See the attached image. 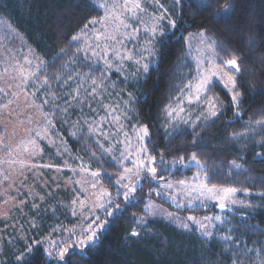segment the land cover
<instances>
[{"label": "trees", "instance_id": "16d2710c", "mask_svg": "<svg viewBox=\"0 0 264 264\" xmlns=\"http://www.w3.org/2000/svg\"><path fill=\"white\" fill-rule=\"evenodd\" d=\"M173 1L170 0L173 7L169 8L176 27L168 25L165 35L157 39L156 65L151 66L137 84H127L115 73L111 74L119 88L126 90L123 94L131 96L136 125L148 127L145 146L155 157L156 179L143 178L127 200L117 195L114 182L121 167L101 151L86 130L72 135L76 131L72 128V118L78 115L80 108L76 107L68 118L60 111L65 109L61 104L54 124L59 136L65 140L69 153L67 161L70 164L80 162L100 172V184L114 197L109 205L112 215L104 216L106 224L97 240L83 250H70L65 261L49 259L41 245L32 247L31 253L23 245L19 252L8 247L4 249L0 253V264L264 262V163L261 162L264 161V124L258 123L264 121V0H211L212 8L204 10L191 0ZM168 4L164 2L165 6ZM228 5L234 6L230 20L227 24L218 23L210 13L220 12ZM0 14L46 61L39 80L47 77L50 88L59 80L66 82L67 77H76L79 72L86 73L90 69L95 76L101 75L100 67L94 69L84 65V55L77 51L78 46L71 39L90 19L102 15L101 10L91 6V0H0ZM202 29L215 42L219 63L233 55L240 58L241 71L235 74L239 103L234 105L230 93L214 83L212 90L221 104L216 116L171 123L166 119V108L192 78L194 70L184 36ZM67 69L71 70L70 74ZM77 87L73 84L71 89ZM71 89L57 88L56 93L60 90L67 93ZM257 153L262 155L257 156ZM193 154L199 165H185L192 160ZM233 161L241 167L236 168ZM195 175L205 178L204 182L210 187H234L248 194L247 209L225 210L229 218L226 231L230 237L227 239L215 236L206 239L194 228L182 230L163 220L147 217L144 208L149 199L181 214L218 211L215 206L180 209L153 191L160 180L188 182ZM59 209L55 207L58 213L51 214L41 223L44 224L41 234L60 222L61 218L56 217V214L60 215ZM141 217L145 218L144 223L138 222ZM133 232L138 235H132ZM21 253H24V259L17 261L16 257Z\"/></svg>", "mask_w": 264, "mask_h": 264}, {"label": "rangeland", "instance_id": "374dc122", "mask_svg": "<svg viewBox=\"0 0 264 264\" xmlns=\"http://www.w3.org/2000/svg\"><path fill=\"white\" fill-rule=\"evenodd\" d=\"M176 1L178 2V0H174L173 2ZM191 1L197 6L201 3H206V0ZM164 2L169 4L165 6ZM160 4L163 5L164 9L168 10L166 13L167 18L161 22V28L165 33L169 25L168 20H173L169 8V6L173 7V5L170 0H160ZM146 7L149 12H155L157 14L163 11V9L159 8L154 3H146ZM91 27L92 26L89 25V28ZM80 33L81 31L77 34ZM199 33L200 31H193L184 36L186 52L194 65L193 76L186 84H188L189 81L195 82L197 71L196 61L201 58V53L198 49H203L204 47L200 44ZM88 35L91 36L90 31ZM159 37L160 36L157 35L151 44H147L146 41L150 39V36L142 30L136 40L125 41L127 49L133 53V60L125 61L120 65V71H117L114 66L107 71L106 75L101 76L99 74L95 76L94 73L90 72L91 69L88 68L90 69L87 70L88 72H79L80 74L76 77L74 75L71 78L67 77L68 79L66 82L59 80L50 88V84L44 82L47 77H43L39 80V75L44 70L46 61L36 53L27 39L0 14V87L4 88L5 92L8 93L7 95L0 93V105H8L6 108L0 107V141H2L0 142V253L4 249H7V247L9 250H16V252H19V247L23 245L26 246V249L28 245L32 247L41 245L44 249L45 247H49L52 241H55L58 246H62L65 243H73L81 236L82 231L87 229L88 224L99 217L97 223H103V227L97 230V237L88 243L90 244L97 240L99 232L104 228L106 224L104 216L109 212L112 213V209L109 207L111 203H108L109 200L112 202L114 199L111 195L105 197L102 201L105 205L104 208L93 207V203L96 200L93 193H99L107 189L100 184L99 177L97 187H91V183L95 182L91 176V172L97 170L91 169L80 162L70 164L67 161L66 157H69L68 149L67 152L64 151L67 146L65 140L62 139L55 130V124L54 128H52L50 133L43 139L36 138L40 149L37 155L30 156L27 152L22 150V142L26 143L30 135L26 129L39 130L40 127L45 125V120L41 115L42 112L48 113L49 119H52L54 123V117H56L57 111H54L52 103L53 97H55V103L59 106L61 104L66 106V102L68 103L66 111L60 110L61 113H65V117L71 118V113L75 111L76 107L80 108V111L77 113L78 115L72 118V128L76 130L79 128V131L83 129L88 132L86 121H99L100 117H107V112L103 107L104 105H108L110 108L119 106L115 114L120 116L119 123L123 125L122 132L116 133L118 125L113 124L111 122V117H108L107 122L103 125V131L105 133H112L113 135L105 139V137L99 133H91L101 151L111 159L112 156H115L117 158L115 162L121 167L114 182L116 194L124 198V193L128 191V188L122 185L134 184L137 189L142 183L143 178H151L150 174L142 172L139 178L132 176L130 179H124L121 183H117L120 176L124 174V167L132 168L133 165L131 161L135 159V156H133L129 160L120 163V153L124 151L125 145L124 143H117V141H124L125 137L123 132H126L128 134V139H130L133 144L130 151L135 153L136 148L140 146L137 143L135 132L142 126L136 125L133 120L134 110L131 96L129 94H123L126 90L119 88L117 82L113 81L115 78L113 79L111 74L115 73L117 78L123 80L127 84H137L140 77L144 76L146 73L143 72L142 65H137L134 61L143 57L142 63H148L149 68L156 65L157 39ZM207 40L209 42L212 41L209 37H207ZM74 43L78 48H83V39L81 41H74ZM89 43L92 44L93 47L95 46L93 41H89ZM145 48H151L153 52L150 54L144 51ZM80 52L84 55V65H91L94 69L95 67H100L103 70L104 65L102 60L93 57L88 50H81ZM203 54L204 56H211V53L207 50H205ZM25 57L32 61L31 65L25 62ZM41 61L44 62V67L36 69V65ZM217 63H219L218 56ZM17 64L23 65L26 69H31L36 72L35 78L30 80L27 85L23 86V91L16 87L19 80L10 78L13 75H17L13 71V68ZM5 68L8 69L7 73L4 71ZM229 71L232 70L229 69ZM67 72L70 74L71 70L67 69ZM92 79H96L98 83L102 81L106 90L101 92L98 96L85 99L86 90H91ZM47 81L49 80L47 79ZM214 83L220 84L227 92H229V90L224 87L223 82L214 80L209 91L206 93L208 97L215 101L218 113L221 104L219 98L212 90ZM73 84H77L78 87L71 89ZM9 85H12V87L9 88ZM69 87L73 91L72 95L79 89L80 101H82L79 102L80 105H78V102L72 101L71 90H68L67 93H62V90L56 93L57 88L67 90ZM12 92L18 93V96H12ZM33 93L35 95H33ZM229 93L232 97L233 93ZM187 94V90H185L183 96H187ZM181 95L180 92L174 102L166 108L165 116L167 121L171 123L186 122L191 121L193 118L192 121H198L204 116H209L207 103L203 98L199 102L193 101L192 103H188L185 99L184 103L180 105L177 103V99L181 97ZM45 99H47L49 103L44 104L43 108H40L39 105L43 104ZM9 100L14 102L8 104ZM180 107H183L184 111L180 112L179 116L175 113L171 116L168 115L171 109L174 108L179 111ZM66 121L67 119H65V122ZM31 135L34 137V132L31 133ZM101 145H103V147H101ZM18 146L21 147L18 148ZM9 148L12 149L11 152H9ZM109 148L111 149V155L104 151ZM148 155H150L149 152ZM141 158H143V156ZM10 161H16V163H10ZM20 161L24 163L21 164ZM191 164L199 165L192 160L185 165L188 166ZM43 165H51L52 167H43ZM82 167L87 168L89 171L81 172ZM5 176H7V179H5ZM202 178L201 175H195L193 179L186 182L183 186L179 183L160 180L153 191L155 194L159 195V197L169 201L172 205L180 209L194 207L205 208L210 206H215L217 208V201L206 199L204 196H200L198 192H191L189 194L184 190L189 185H197L201 182ZM137 179L139 182H137ZM77 181L81 183H76ZM84 181L88 182L84 183ZM169 183L173 185L172 188L165 187V185ZM84 189H86V191H84ZM133 194L134 193H132L129 198H131ZM173 196L176 197L175 201L172 199ZM247 196V193L237 191L233 197L237 203L229 204L224 211H211L207 214H181L176 211L168 210L157 201L151 199L147 200L144 209L149 218L163 220L182 230L194 228L206 239H210L214 236L219 239H225V237H230L226 231L229 218L225 210L247 209ZM74 200H86V207L81 209L79 203L73 204ZM189 200L193 201L191 205L188 203ZM55 207H60V215L56 214V217L61 218L60 222L57 221L50 226L47 232L41 234L40 230L44 225L41 223H44L51 214L58 213ZM73 212L76 214L73 215ZM168 213L172 214L171 217L167 215ZM189 216L195 217L196 221L199 223L188 220ZM217 216L220 217L219 220L215 219ZM205 217H210L212 219L205 220ZM144 221L145 218L143 217L138 220L139 223H144ZM185 223L188 224V228L183 227ZM200 224L205 225L206 229H201ZM68 230H74L75 235H72V232ZM205 230L212 233L211 237L204 235ZM36 241L40 243L37 244ZM72 249L81 250L78 246L70 248L69 251Z\"/></svg>", "mask_w": 264, "mask_h": 264}, {"label": "snow or ice", "instance_id": "6c2138e0", "mask_svg": "<svg viewBox=\"0 0 264 264\" xmlns=\"http://www.w3.org/2000/svg\"><path fill=\"white\" fill-rule=\"evenodd\" d=\"M146 3H154L159 8L163 9L159 14L155 12H149L146 7ZM91 6L97 8L102 11V15L97 18H92L85 24L84 29L81 30L80 34L73 35L71 37L72 41H81L83 39L84 45L83 48H78L77 51L81 50H88L91 52L93 57H97L98 60L103 61L104 68L101 71V76L106 75L107 71L112 69L114 66L116 67L117 71H120V65H122L125 61H132L133 60V53L132 51L128 50L125 44V41H134L137 39L139 33L143 30L144 32L148 33L150 39L146 41L147 44H151L153 40L159 35L163 37L165 35L163 29L161 28V22L164 21L167 13V9L163 8V5L160 4V0H91ZM233 5H228L220 12L210 13L214 16L218 23H225L230 20L231 11ZM201 10L204 9H211L212 4L211 0L207 3H201L199 5ZM168 24L171 28L176 27V22L174 20H168ZM89 25L92 27L89 28ZM98 26V27H97ZM91 32V36L88 35V32ZM191 35V34H190ZM200 44L203 45V49H198L201 53V58L197 59L196 61V77L195 82L189 81L188 84L181 89V97H178L177 103L182 105L184 100L186 99L188 103H192L193 101H201L203 98L207 103V110L209 116H216L217 109L215 101L208 97L206 93L209 91L211 85L213 84L214 80H220L223 82L224 87H226L229 92H232V102L234 105L239 103V91L237 89L236 84V73L241 71L240 69V58L236 55H233L230 59L222 61L221 63H217V54H216V47L215 42H209L207 40L206 31L201 30L199 33ZM89 41L94 42V47ZM207 50L211 53V56H204V51ZM63 51V49H61ZM144 51L149 52L150 54L153 52L151 48H145ZM144 58L135 60L134 62L137 65H142L143 72L147 73L149 70L148 63H142ZM25 62L28 65H31L32 61L25 57ZM206 62V66H205ZM44 67V62L41 61L39 64L36 65V69H40ZM231 69L232 71H229ZM5 73L8 72V69L5 68ZM13 71L17 75H13L10 78L13 80H19L16 84V87L23 91V86L27 85L28 82L35 78L36 72L31 69H26L23 65L17 64ZM45 83L47 82V78H45ZM12 85H9L11 88ZM105 89L104 83L101 81L98 83L96 79H92V87L90 91L85 92V99L88 97H95L101 94ZM187 90V96H183V93ZM0 93H4L7 95L8 93L5 92V89L0 87ZM12 96H18V93L12 92ZM33 95H35L33 93ZM72 101L75 102H82L80 101V91L77 89L75 93L72 95ZM14 101L9 100L8 104L13 103ZM49 101L45 99L43 104L39 105L40 108H43L44 104H48ZM54 111H59L60 106L55 103V97L52 100ZM8 105H0V107L6 108ZM105 111L107 112V117H100L99 121H92L85 123L87 124L88 132L91 133H99L100 135L104 136L105 139L109 138L112 133H105L103 131V125L107 122V118L111 117V122L113 124L118 125L116 133H120L123 131V125L120 122V116L116 115L115 113L118 110L119 106L116 107H109L108 105L103 106ZM67 110V102L64 111ZM184 108L180 107L179 111L176 109H171L168 112V115L171 116L175 113L179 116L180 112H183ZM239 114V113H237ZM41 115L45 120V125L40 127L39 130L35 129H26V131L30 134L26 143L22 142V150L27 152L30 156L37 155L39 149V145L37 143L36 138L43 139L47 136L52 128H54V123L52 119H49V114L42 112ZM258 123L264 124V121H258ZM75 127V125H74ZM34 132V137L31 133ZM79 132V128L75 132L72 133L73 136L77 135ZM125 137L124 141H117V143H124L125 148L124 151L120 153L119 162L123 163L125 160H129L131 157L135 156V159H132V168L124 167V174L120 176L117 183H121L124 179H130L132 176L139 178L142 172H146L151 175L152 179H156L157 177V169L156 167L152 166L155 164V157L148 155L147 147L144 145L145 138L149 136L148 127L142 126L138 130H136V140L137 143L140 145L136 148L135 153L130 151L133 147V144L130 139H128V134L123 132ZM2 142V141H0ZM30 146V147H29ZM21 146H18V148ZM103 147V145H101ZM12 149L9 148V152ZM67 152V148L64 149ZM106 153L111 155V149H105ZM95 155V153H93ZM262 155L261 153H257V156ZM143 156V158H141ZM112 159L115 161L117 158L112 156ZM192 161L199 164L200 162L197 160L196 155H192ZM264 163V161H261ZM10 163H16V161H10ZM23 164V161H20ZM181 163H183V157H181ZM233 164L236 168H240L239 164H236L233 161ZM43 167H52L51 165H43ZM75 171V170H73ZM87 168H81V172H88ZM91 176L95 182L91 183L92 188L97 187L98 177L100 176L99 171L91 172ZM206 178V173H205ZM201 179V182L195 186L189 185L186 189H184L189 194L191 192H198L200 196H204L206 199H211L217 201V207L220 209H225L228 207L229 204H235L237 201L233 198L237 192V189L234 187H217L213 185L212 187H208L207 183L204 182V179ZM7 179V176H5ZM88 181H84L87 183ZM137 182L138 179H137ZM76 183H81L77 181ZM180 185H185L186 182L181 180L179 181ZM123 187L128 188V191L124 193V198L127 200L129 196L136 191V187L134 184L129 185H122ZM166 188H172L173 185L171 183L165 185ZM86 191V189H84ZM96 197L95 202L93 203V207L104 208V203L102 202L105 197H109L110 193L107 190H102L99 193H93ZM199 198V197H197ZM173 201L176 200V197H172ZM6 203V202H5ZM79 203V207L84 209L86 207V200H79L73 201V204ZM111 203V200L108 201ZM189 205L193 203L192 200L188 201ZM119 205H117V208ZM147 207V206H146ZM76 213L73 212V215ZM108 215H112L111 212ZM171 217V213L167 214ZM99 217L96 220H93L91 223L88 224L87 229H84L81 233V236L77 238L76 241L73 243H65L62 246H58L55 241L50 242L49 247L44 248V253L47 257L51 260L56 261H65L66 256L69 254V249L78 246L83 250L87 247L88 243L96 239L97 237V230L103 227V223H97ZM205 220H211L210 217H205ZM215 219L219 220L220 217L217 216ZM188 220L193 221L194 223H199L196 221L195 217L189 216ZM183 227L188 228V224H183ZM201 229H206V226L200 224ZM72 232V235H75L74 230H68ZM132 235H138V233L133 232ZM204 235L211 237L212 233L210 231L205 230ZM227 239V237H225ZM39 244V241H36ZM27 252L31 253L33 248L31 245L27 246ZM17 261H22L24 259V253H21L19 256L16 257ZM264 264V262H262Z\"/></svg>", "mask_w": 264, "mask_h": 264}, {"label": "water", "instance_id": "95a60500", "mask_svg": "<svg viewBox=\"0 0 264 264\" xmlns=\"http://www.w3.org/2000/svg\"><path fill=\"white\" fill-rule=\"evenodd\" d=\"M217 209H218V210H223V211H224V209H220L219 207H217Z\"/></svg>", "mask_w": 264, "mask_h": 264}]
</instances>
